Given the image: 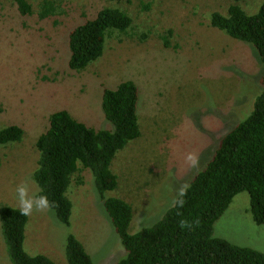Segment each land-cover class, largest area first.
<instances>
[{"label": "rangeland", "instance_id": "obj_1", "mask_svg": "<svg viewBox=\"0 0 264 264\" xmlns=\"http://www.w3.org/2000/svg\"><path fill=\"white\" fill-rule=\"evenodd\" d=\"M48 1L55 9L43 17ZM26 2L31 13L22 14L16 0H0V130L11 124L24 129L20 141L0 145V206L19 208L15 189L24 180L39 193L33 177L40 157L36 141L53 112L65 109L90 127L113 130L102 108L104 88L130 80L139 87L141 136L117 152L111 169L118 186L106 197L132 205L130 232L153 225L180 184L197 173L187 154L196 153L199 171L204 169L222 136L252 112L262 91L264 63L255 47L212 26L211 15L227 14L232 4L253 14L263 0ZM103 7L125 10L132 26L109 36L99 59L72 71L69 34ZM93 179L89 171L75 176L68 191L73 202L69 225L52 208L29 216V254L69 264L66 240L74 234L94 264H116L126 255ZM213 235L264 253V224L253 220L246 191L215 222ZM0 264H13L1 221Z\"/></svg>", "mask_w": 264, "mask_h": 264}, {"label": "trees", "instance_id": "obj_2", "mask_svg": "<svg viewBox=\"0 0 264 264\" xmlns=\"http://www.w3.org/2000/svg\"><path fill=\"white\" fill-rule=\"evenodd\" d=\"M16 2L22 14L31 13L26 0ZM45 3L43 17L55 9L49 1ZM132 23L133 18L125 10L103 7L74 25L69 34L68 67L78 72L85 69L103 55L109 36L126 31ZM211 25L237 41L252 44L264 63V0L253 14L240 4H232L227 14L214 12ZM168 40L165 36L166 46ZM262 80V91L255 98L252 112L222 136L212 159L190 181L183 207L170 204L153 225L130 232L132 205L118 197H106L118 186L117 175L111 169L117 152L141 136L139 87L134 81H124L114 89L104 88L102 108L113 130L90 127L65 109L50 115L47 128L36 141L40 157L33 177L40 187L38 194L47 195L59 220L69 225L73 202L68 191L75 176L89 171L126 249V255L116 264H264L263 252L213 235L215 222L243 191L250 196L253 220L264 224V77ZM23 135L20 125H8L0 130V145L20 141ZM28 220L29 216L20 215L18 207L0 206L2 234L11 262L57 264L44 254L26 251ZM181 220L191 227L182 228ZM66 257L69 264H94L74 234L67 237Z\"/></svg>", "mask_w": 264, "mask_h": 264}, {"label": "clouds", "instance_id": "obj_3", "mask_svg": "<svg viewBox=\"0 0 264 264\" xmlns=\"http://www.w3.org/2000/svg\"><path fill=\"white\" fill-rule=\"evenodd\" d=\"M187 162L190 166L196 169L197 172L200 170L199 156L196 153H188L186 156ZM190 187L188 181H184L180 184L179 188L176 189V196L172 200L173 207H183L185 200L184 197L187 195V191ZM16 197L19 205V213L22 216H31L35 212H45L50 210L54 205L50 202L47 195H41L33 192L30 187V182L24 180L17 184ZM198 223V222H197ZM181 227H191V224L186 220L180 221Z\"/></svg>", "mask_w": 264, "mask_h": 264}]
</instances>
